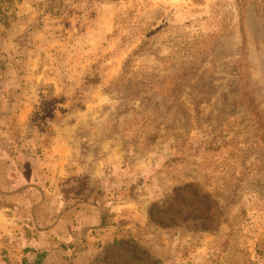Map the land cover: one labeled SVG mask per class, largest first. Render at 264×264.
Returning <instances> with one entry per match:
<instances>
[{"label": "rangeland", "instance_id": "374dc122", "mask_svg": "<svg viewBox=\"0 0 264 264\" xmlns=\"http://www.w3.org/2000/svg\"><path fill=\"white\" fill-rule=\"evenodd\" d=\"M28 41L17 136L61 139L64 176L195 264H264V0H0L1 64L26 69Z\"/></svg>", "mask_w": 264, "mask_h": 264}, {"label": "crops", "instance_id": "0c3cea01", "mask_svg": "<svg viewBox=\"0 0 264 264\" xmlns=\"http://www.w3.org/2000/svg\"><path fill=\"white\" fill-rule=\"evenodd\" d=\"M21 48L27 50L26 69L7 58L0 62V264H195L179 233L146 227L142 216L125 219L129 204L105 207L92 176L86 185L78 184L82 174L64 176L69 156L61 139H52L51 150L44 137L17 136V130L35 127L29 120L35 42ZM18 88L21 98L11 101ZM30 144L42 151L33 152ZM130 245L143 253L131 256L123 249Z\"/></svg>", "mask_w": 264, "mask_h": 264}]
</instances>
